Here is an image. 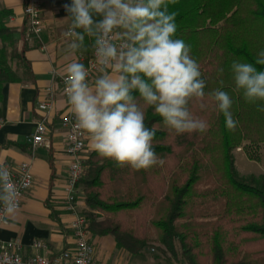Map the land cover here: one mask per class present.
<instances>
[{"label": "trees", "instance_id": "trees-1", "mask_svg": "<svg viewBox=\"0 0 264 264\" xmlns=\"http://www.w3.org/2000/svg\"><path fill=\"white\" fill-rule=\"evenodd\" d=\"M242 2L176 0L169 5V11L176 13L175 38L191 46V55L199 65L208 59L215 61V49L228 56L220 65L223 72L219 68L225 83L230 79L234 82L230 71L233 61L252 63L264 70V66L255 65L258 52L264 50V0H251L246 10ZM241 9L246 16L235 18ZM10 15L11 11L0 9V103L3 86L19 81L13 70L14 62L23 66L26 76L30 74L24 58L27 45L23 43L22 49L17 48L16 31L5 22ZM219 22L223 23L221 29L208 28ZM20 33L24 36L27 29L23 28ZM227 87L220 88L227 90ZM236 97L233 115L237 127L235 131L224 127L220 133L222 179L228 191L215 182L214 173L202 160L208 155L212 157L211 147L198 154L193 152L192 162L180 163L183 162L181 156L188 155L195 146L194 141L183 144L188 149L176 156L180 165L167 180L161 197L156 196L150 182H164L167 170L164 163L136 171L128 166L117 167L114 161L94 151L86 160L85 175L80 181L89 232L112 236L117 247L130 254L147 249V233L153 230L157 240L173 254L174 243L178 242L188 264H264V178L258 183L253 179H239L231 156L233 144L248 136L250 126L256 127L252 134L255 140L251 141L264 142V130L258 129L264 127V113L257 111V105L247 103L242 94ZM139 103L145 111L146 126L163 128L161 117L143 101ZM220 115L223 117L222 113ZM161 128L156 130L153 147L163 161L172 154V149ZM179 136L183 139L186 135ZM181 137H177L178 140ZM196 197L202 201L191 204ZM209 217L213 219L207 220ZM198 218L205 220L197 221ZM203 256L208 258L203 260Z\"/></svg>", "mask_w": 264, "mask_h": 264}, {"label": "clouds", "instance_id": "clouds-1", "mask_svg": "<svg viewBox=\"0 0 264 264\" xmlns=\"http://www.w3.org/2000/svg\"><path fill=\"white\" fill-rule=\"evenodd\" d=\"M175 2L69 0L64 5L69 54L87 51L85 36L92 38L101 73L90 83L83 63H68L64 94L75 127L87 134L94 151L117 167L139 171L163 163L153 147L156 126H146L139 101L151 107L164 127L176 135L203 133L208 128L207 122L189 108L193 99L202 101L205 97L206 81L191 55V46L175 38L176 13L169 11V5ZM255 65L264 66V50L258 52ZM230 71L243 99L264 113V70L252 63L233 61ZM211 96L226 128L235 131L237 121L230 94L217 88ZM205 107L200 104L201 109ZM19 195L9 168L0 163L3 215L15 213Z\"/></svg>", "mask_w": 264, "mask_h": 264}, {"label": "crops", "instance_id": "crops-1", "mask_svg": "<svg viewBox=\"0 0 264 264\" xmlns=\"http://www.w3.org/2000/svg\"><path fill=\"white\" fill-rule=\"evenodd\" d=\"M41 4V31L36 36L24 26V0H0V9L11 11L5 20L8 27L16 31L17 48L27 45L24 53L29 76L23 66L16 62L13 70L19 81L8 83L2 89L0 103V162L18 167L22 163L31 165L33 185L25 194L19 211L6 215V223L0 226V243L18 241L21 255L28 258L44 255L49 260L57 254L74 248V237L70 225L73 217L64 209L65 186L69 158L65 153L63 130L60 119L67 109L59 87V77L65 75L66 65L79 61L80 55L88 57L92 51L91 38L84 41L87 51L69 54L64 36L68 23L64 5L66 0H39ZM210 23V19L206 21ZM222 23V22H219ZM26 28L23 36L20 31ZM216 29L217 27H210ZM81 63V62H80ZM101 73L89 81L92 83ZM52 89L54 109L48 115L46 140L49 147L32 149L27 140L33 135L36 124L45 115L38 104L45 101L46 91ZM86 134L84 157L93 153ZM77 208L85 213L87 208L80 185ZM90 243L94 249V259L98 264H156L146 250L130 254L117 247L112 236H99L90 232ZM35 243H43L46 250H36Z\"/></svg>", "mask_w": 264, "mask_h": 264}, {"label": "built area", "instance_id": "built-area-1", "mask_svg": "<svg viewBox=\"0 0 264 264\" xmlns=\"http://www.w3.org/2000/svg\"><path fill=\"white\" fill-rule=\"evenodd\" d=\"M25 5L23 15L26 20V26L32 34L38 35L41 31V4L39 0H24ZM118 39V37H114ZM79 61L84 64L89 72V81L99 73L100 66L97 64L93 50L88 57L80 55ZM59 77V87L62 97L66 101L67 109L60 119V126L63 130L65 153L70 162L67 171V181L65 186L64 209L73 217L70 225L74 237V248L63 251L49 260L44 255H33L23 258L21 255V245L18 241L0 243V264H98L94 259L93 245L89 241L90 232L88 230V220L78 208V198L80 195V181L83 179L86 171V158L84 157L86 133L75 127V117L70 110L67 97L64 94V78ZM38 109L44 113L43 118L36 124L33 135L27 140V144L35 149L36 147H49L46 140L48 115L54 109V95L52 89L46 91L45 101L38 104ZM0 120V127L2 126ZM1 163V162H0ZM6 165L12 176L20 195L18 198L19 211L25 194L33 185L32 168L28 163H22L18 167H13L8 163ZM2 208V206H0ZM15 211V212H16ZM6 215L0 211V226L6 223ZM36 250H46L43 243H35L33 246Z\"/></svg>", "mask_w": 264, "mask_h": 264}, {"label": "rangeland", "instance_id": "rangeland-1", "mask_svg": "<svg viewBox=\"0 0 264 264\" xmlns=\"http://www.w3.org/2000/svg\"><path fill=\"white\" fill-rule=\"evenodd\" d=\"M244 10L248 8V4L251 0H242ZM246 13L242 12V9L239 13L236 14L235 18H239L241 16H246ZM223 26V23H218L216 25L217 28H220ZM216 57L214 58L215 61H212V59H208L207 61H203L200 64L201 73L204 75L202 78L206 81V87H205V97L202 101H198L193 99L190 104V111L193 113L194 116L203 119L207 122L208 128L203 133H192V134H185L186 136L182 137L179 135H176L175 132L169 131L167 128L162 126H157L156 129H160L165 131L167 134V145L170 146L172 149V154L167 155L163 158V163L167 167V170L165 171V177L164 182H156L155 180L151 181L150 184L155 190V194L157 197L163 196V193L165 191L166 182L167 180L172 176L173 172L177 169V167L180 165L176 156L179 155L181 152L184 153L187 151L188 147H183L184 143L187 144L188 142L195 143V146L190 148L189 154L186 156H181L183 158V162L180 161V163H188L192 162L194 158L192 157V153L196 152L198 154V151H204L209 147L214 152L212 157L207 156L202 158L204 164L208 165L211 168V171L215 175V182L217 181L218 185L225 186V189L228 191V187L225 183V180H223V169L222 161H221V145H220V133L222 132V129L225 126V120L222 115H220V112L218 111L216 107V102L213 100L211 93L221 86L225 87L228 85L227 91L230 96L231 94L234 96L232 97L233 105H232V113L234 114V109L237 107V104H234L236 102L238 96L240 98V91H237L235 88L234 82H223V85L220 84V81H223L224 75L219 73V68H221V63L225 60H228V56H226L222 50L215 49ZM216 62V64H215ZM16 62H14L13 65H15ZM233 78V77H232ZM227 79V78H226ZM224 89V88H223ZM236 93V95H235ZM236 97V98H235ZM203 103L206 105L204 109L200 108V104ZM236 110V109H235ZM245 112V111H243ZM234 117V115H233ZM165 128V129H164ZM256 127H251L248 129L250 132H247L248 138L245 136L243 140H240L239 142L234 143L232 149H231V156L233 159V166L236 171L237 177L241 180H250L253 179L255 183H258L260 179L264 178V142H252L251 139L255 140V138L252 137V134L254 133ZM259 131L264 130V127L260 126ZM258 131V135H259ZM257 133V132H256ZM177 137H181L179 140ZM259 137V136H258ZM183 140V142H181ZM183 147V148H182ZM182 148V149H181ZM184 152H183V151ZM181 153V154H182ZM198 156V155H197ZM207 170V169H206ZM207 172V171H206ZM202 188V187H201ZM202 201L201 198H193L191 200V204L195 202ZM207 220H212L213 217L206 218ZM205 219L198 218L197 221H203ZM149 237L148 247L146 252L155 259L156 264H188V261L182 256L181 252V245L178 242L174 243V254L170 252V250L166 247V245L162 244L159 240H157V236L153 230L147 233ZM202 258V257H201ZM208 257L203 256V260H206Z\"/></svg>", "mask_w": 264, "mask_h": 264}]
</instances>
